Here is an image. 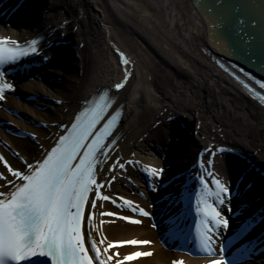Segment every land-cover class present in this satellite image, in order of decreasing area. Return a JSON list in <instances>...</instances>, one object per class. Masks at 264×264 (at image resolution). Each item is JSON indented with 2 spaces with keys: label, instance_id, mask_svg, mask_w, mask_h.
Listing matches in <instances>:
<instances>
[{
  "label": "bare ground",
  "instance_id": "bare-ground-1",
  "mask_svg": "<svg viewBox=\"0 0 264 264\" xmlns=\"http://www.w3.org/2000/svg\"><path fill=\"white\" fill-rule=\"evenodd\" d=\"M195 1L43 0V3L47 2L43 7L39 2L26 0L24 7L28 10V16L34 18V26L11 28L5 34L1 33L0 27V40L11 38L16 44L24 43L39 34L47 35L49 42L46 39L42 53L50 57L45 68H41L43 72L30 71L18 79L21 81L14 89L16 94H28L31 100L37 97L38 105H46L42 99L46 96H54L57 101V107L52 109V113L39 112L30 107L29 114L33 118L47 123V130L40 131L25 125L18 117L23 115L18 111L24 102L14 96H7L6 90L3 92V99H0V122H3L4 127L0 128V142L5 147L17 150L24 160V164L11 160L8 164L11 169L30 174V166L34 168L42 161L79 111L102 91L112 92L116 99L114 109L124 107L123 122L117 130L120 141L104 168L98 172L96 185H103L99 188L101 198L97 199L94 189L83 217L86 241L97 242L101 251L108 244L114 245L108 249V253L113 254L108 264H116L117 260L137 252L151 255H140L125 260L124 264H203L202 261L162 249L160 235L154 228L146 230V222H143L140 210L136 208L138 200L136 203L125 204L124 191L119 186L128 182L121 179L125 177L135 180V173L140 175L143 170L138 162L150 166V161H154L156 155L150 149L152 142L158 143L160 148H156L163 151V156L168 149L167 160L162 157L161 163L155 168L159 171L157 178L163 177V171L167 170L164 168L170 166L168 175L159 183H162V193L170 196L167 202L185 190L180 179L174 183L169 182L171 176L186 171L189 168L186 162L195 163L200 155L204 158L205 167L210 168L209 162L214 159L213 178L227 188L230 168L226 169L223 159H234L228 160L229 165L237 163L235 171L232 169L231 173L235 180L241 176L247 177L248 181L264 178L262 171L256 172L245 159L221 153L222 147L242 151L250 156L252 164L257 161L264 168V110L215 64L217 60L225 61L212 51L208 26L195 9ZM7 35L10 38H6ZM52 40L58 41L59 50L66 61L53 59L52 53L48 55L47 47ZM224 64L226 70L231 69L227 62ZM78 67L81 69L79 74L76 72ZM44 75L55 77V81H44ZM60 76L64 81L57 82ZM118 84L123 86L117 89ZM7 110L14 115H9ZM183 117L186 118L191 134L186 131L181 140L184 147L175 153L174 147L170 149L173 142L171 138H174L173 133H180ZM8 121L15 128L32 132L33 144L24 147L19 138L4 132V129L12 127ZM136 138H145L141 139L145 143L139 145L135 142ZM176 144H180L179 140ZM4 152L0 146V155ZM244 168L250 172L246 175L238 174ZM123 169L127 173L124 174ZM208 172L210 170L207 168H197L195 174L199 175V181L206 182ZM0 174L6 177L0 179V185H7L8 181L15 179L1 161ZM189 180L192 181V178ZM8 191L7 186L0 187V192ZM144 193L148 194L146 191ZM148 195L146 197L149 198ZM104 196L109 199H102ZM175 199L179 200V197ZM93 202L95 207L92 206ZM245 202L249 204L248 196ZM221 205L229 206L226 199ZM250 206L254 209L257 207ZM143 207L150 217L152 206L144 200ZM216 211L220 212L218 209ZM105 212L113 215H103ZM132 220L138 223H131ZM219 220L223 228V221L227 219L222 216ZM167 221V225L176 229L173 216L169 218L168 215ZM178 223L181 226L184 222L178 220ZM259 230L264 233V219ZM183 234L184 230L175 240L182 243ZM163 239L168 240L164 231ZM101 240L104 241L102 245L99 244ZM132 240L147 243H125Z\"/></svg>",
  "mask_w": 264,
  "mask_h": 264
},
{
  "label": "snow or ice",
  "instance_id": "snow-or-ice-1",
  "mask_svg": "<svg viewBox=\"0 0 264 264\" xmlns=\"http://www.w3.org/2000/svg\"><path fill=\"white\" fill-rule=\"evenodd\" d=\"M35 41L32 42V51H36ZM13 45L9 47L8 45ZM15 41L0 40V64L19 59L27 52L15 46ZM126 62V61H125ZM2 76V74H0ZM123 85L118 84L117 89ZM10 86L0 84V99L3 92ZM264 99V98H262ZM104 107L97 104L95 108L77 117L69 135L63 136L58 146L50 152L45 160L34 168L30 166V174L21 173L11 169L7 164L9 173L15 178L8 181V192H0V264H22L30 262L37 264L32 258L43 257L38 264H108L113 254L108 249L114 247L108 244L101 251L97 242H91V248H86L84 236L81 231L84 206L89 191L96 185L94 161L97 153L103 151V141L109 133L112 120L103 126V129L93 139V129L103 118L101 112ZM91 113V118L88 119ZM86 123H81L85 121ZM2 159V158H0ZM150 174L159 175V171L150 169ZM0 179H6L0 174ZM16 181L22 183L17 184ZM96 185L97 199H100L99 188ZM214 191H210L205 184L200 196V209L203 217L201 225L197 227V241L199 250L212 256V233L221 224L217 219L220 213L216 211L215 204L224 203L229 195L227 187L221 182H214ZM215 197L212 203L211 198ZM108 200L109 197H102ZM125 204L129 202L125 201ZM95 207V203H92ZM141 215H146L143 211ZM103 215L111 216L113 213L105 212ZM89 221L91 217L88 218ZM124 219V217H121ZM131 223H138L136 220ZM227 227V221H223ZM101 240L99 244H103ZM125 243L136 245L135 240ZM225 245L220 248L223 257ZM93 253L90 255L89 253ZM118 255V254H116ZM140 255L151 253H134L116 264H124L125 260H132ZM211 264H223V259L212 260Z\"/></svg>",
  "mask_w": 264,
  "mask_h": 264
},
{
  "label": "water",
  "instance_id": "water-1",
  "mask_svg": "<svg viewBox=\"0 0 264 264\" xmlns=\"http://www.w3.org/2000/svg\"><path fill=\"white\" fill-rule=\"evenodd\" d=\"M194 7L208 26L212 51L264 83V0H196ZM185 133H173L170 146Z\"/></svg>",
  "mask_w": 264,
  "mask_h": 264
},
{
  "label": "rangeland",
  "instance_id": "rangeland-1",
  "mask_svg": "<svg viewBox=\"0 0 264 264\" xmlns=\"http://www.w3.org/2000/svg\"><path fill=\"white\" fill-rule=\"evenodd\" d=\"M7 31H9L8 27H1V33L2 34H5ZM76 70V69H75ZM78 71V74L79 72L81 71V69L78 67V69L76 70V72ZM72 71H69V73H71ZM81 73V72H80ZM57 82L59 81H64L62 76L59 77L58 80H56ZM53 85V84H52ZM61 86V85H59ZM11 96H14V98L18 99L19 101H22L24 102L23 105L21 106L22 109H20L18 112L20 114H23L22 116H18L20 117V120L25 124V125H31L32 127H35L37 129H39L40 131H46V124L45 122L43 121H39V120H36L35 118L32 117L31 114H29V109L30 107L36 111H39V112H51L52 113V109L55 108V106L57 105V101L55 99L54 96L52 97H49V96H46V97H43V102L47 105H38L37 104V97L34 99V100H31L29 99L28 97V94L27 95H22L21 93L19 94H11ZM27 96V98H26ZM34 102V103H33ZM26 103H28V105H26ZM57 107V106H56ZM7 113L9 115H14L11 111L7 110ZM16 118V117H15ZM8 124H10L12 127H10L9 129H4L3 131L6 132L9 136H12V137H15V138H19L22 143H24V147L25 146H30V144H33V142L31 141L32 137H33V133L32 132H25L23 131L21 128H15V125L8 121ZM4 125H3V122L0 123V128H3ZM221 130V129H219ZM142 139V138H141ZM141 139H135V142H137L139 145H142L144 142L141 140ZM3 142L1 143L0 142V146H2L3 150L5 151L4 152V156L6 157V159H8V161L11 162L14 161L16 163H22V160L21 158L23 156L19 155L18 151L17 150H14L13 148L9 147V146H6L5 147V144L3 146ZM20 151L22 150L20 147H19ZM22 153V151H21ZM155 160V159H154ZM152 165L155 164L156 161H152ZM147 230V229H146Z\"/></svg>",
  "mask_w": 264,
  "mask_h": 264
}]
</instances>
